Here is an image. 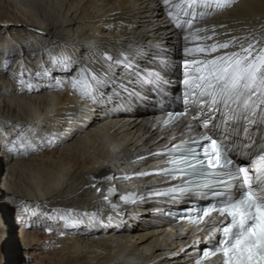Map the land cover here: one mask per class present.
Returning <instances> with one entry per match:
<instances>
[{"label":"bare ground","instance_id":"6f19581e","mask_svg":"<svg viewBox=\"0 0 264 264\" xmlns=\"http://www.w3.org/2000/svg\"><path fill=\"white\" fill-rule=\"evenodd\" d=\"M191 7V0H0V16L19 24L0 38L3 264L8 242L11 264H192L191 241L165 232L168 223L151 213L165 206L154 197L164 184L140 175L156 168L171 135L152 118L155 85L174 92L179 62L205 58L185 48L264 34V0H228L224 8L210 0L190 29ZM81 68L85 82L96 73L114 79L86 98L68 83ZM188 125L177 123V131ZM124 189L135 194L130 206L112 196Z\"/></svg>","mask_w":264,"mask_h":264},{"label":"snow or ice","instance_id":"6c2138e0","mask_svg":"<svg viewBox=\"0 0 264 264\" xmlns=\"http://www.w3.org/2000/svg\"><path fill=\"white\" fill-rule=\"evenodd\" d=\"M209 2L191 0L190 29L197 19V8ZM215 4L216 8H224L228 0H215ZM220 50L225 51L221 53ZM184 51L186 54L204 53L205 58L184 62L186 78L183 83L188 89L183 96L185 111L169 113L165 124H174V115L183 116L191 109L193 120L199 121V127L205 132L187 140L183 139L187 133H182L181 143L159 154L173 157L169 161L171 167L160 173L140 175L178 176L182 180L180 185L156 195H169L173 199L204 197L209 203L196 211L194 222L212 213L222 218L217 229L219 239L214 234L204 240L203 258L219 253V264H264V34L233 36L223 43H213L206 48H185ZM211 53L217 55L208 58ZM105 59L111 61L113 58L106 56ZM74 63L68 54L63 61V71L70 74ZM122 64L123 58L117 61V65ZM190 64L196 66L195 72L187 70ZM86 71L81 68L68 83L74 93L95 99L100 87L106 86L107 80L114 79V75L96 73L85 82L78 77ZM107 71H111V66ZM56 82L63 84L65 81L58 79ZM21 85H24L23 80ZM192 131L193 126L188 125V132ZM252 133H255L254 138ZM191 213V209H186L182 215L191 221ZM215 225L214 221L206 228Z\"/></svg>","mask_w":264,"mask_h":264},{"label":"rangeland","instance_id":"374dc122","mask_svg":"<svg viewBox=\"0 0 264 264\" xmlns=\"http://www.w3.org/2000/svg\"><path fill=\"white\" fill-rule=\"evenodd\" d=\"M6 18H7L6 16H0V38L4 37L5 35H11V34L13 35L18 30L19 24L12 23V22L8 21ZM10 66H11V63L7 64L6 67L9 68ZM3 199L4 198L0 197V202L4 203ZM1 236H3V235H2V231H1V227H0V263L4 259V255H5L4 249H3V244L1 242ZM10 243L8 242V244L10 245V247H9L10 249H9V256H7V261L9 262V264H11L13 262V259H14V251H13V247ZM2 264H3V262H2Z\"/></svg>","mask_w":264,"mask_h":264}]
</instances>
